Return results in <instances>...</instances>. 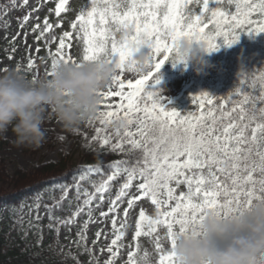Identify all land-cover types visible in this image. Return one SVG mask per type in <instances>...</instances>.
Returning a JSON list of instances; mask_svg holds the SVG:
<instances>
[{
  "label": "snow or ice",
  "instance_id": "snow-or-ice-1",
  "mask_svg": "<svg viewBox=\"0 0 264 264\" xmlns=\"http://www.w3.org/2000/svg\"><path fill=\"white\" fill-rule=\"evenodd\" d=\"M233 11L223 9V0H90L89 5L71 23L70 31H64L58 40L52 57V74L59 62L78 60L70 54L73 40L83 41L81 60L92 61L101 54H109L110 63L119 72L113 84L103 96L102 112L95 119L102 127L95 129L92 137L101 148L112 154L135 155L131 160H118L107 165V171L99 166H84L73 175L71 182H57L47 186L49 204H44L49 219V228L59 234L61 227L71 230L81 214L88 219L82 222L77 232V247L89 256L88 264H100L94 246L101 238L102 230L96 232L93 248L88 247L86 231L92 220L94 207H99L111 190L113 181L121 179L114 197H107L109 208L101 211V217L112 215L113 238L106 248L109 258L104 264H114L124 237L125 223L118 225L119 204L127 197L129 209L145 198L154 206L155 215H148L141 208L135 224L134 239L142 236L155 237L157 264H178L175 254L177 234L196 227L208 210L227 216L242 207L247 208L256 200L264 199V71L243 74L239 86L226 96H213L207 92L193 96L195 108L186 113L168 107L159 92L148 91L150 82L160 83L157 74L169 62L175 51L176 41L183 38L203 43L210 54L218 51L220 41L229 47L238 43L241 33L259 35L264 33V0H228ZM69 0H58L54 11L59 18L67 11ZM215 3V7L212 4ZM29 0H21L27 6ZM197 5L199 12H192L190 5ZM16 8V0H9L0 14L8 15V8ZM39 11V7L31 12ZM31 12L19 19L23 30L32 18ZM39 21V17H36ZM6 27L9 21L2 22ZM32 26L36 40L44 39L58 23H50L48 16ZM127 32L123 39L117 33ZM27 32H24L25 43ZM20 36L17 32L12 43ZM53 42L56 38L53 37ZM147 46L152 71L138 74L133 57ZM12 51H15L13 47ZM40 51L39 48L36 49ZM11 59V56L8 57ZM175 66V64H173ZM36 66L35 58L29 57L27 68ZM7 69H5L6 71ZM17 71H20L19 65ZM135 77H131V74ZM130 78L125 79V75ZM35 79L36 76H33ZM112 98H118L112 102ZM122 120L123 126L115 127ZM93 121H89L92 124ZM109 126H114L108 133ZM114 137V139H113ZM63 139V137H60ZM95 177V179H93ZM135 182V184H134ZM85 184L88 186L85 187ZM184 186L186 191H178ZM135 187L136 193L130 190ZM73 193L76 207L71 208ZM44 192H38L29 205V215L40 220V208ZM69 203L65 217L53 215V209ZM23 207V202H21ZM15 211V207L12 209ZM29 227L37 228L38 244L43 231L38 224L28 221ZM21 226L23 227L22 221ZM166 229L168 247L156 235L160 228ZM105 238L107 235L105 234ZM134 251L128 253V264H135ZM65 259L79 260L71 252Z\"/></svg>",
  "mask_w": 264,
  "mask_h": 264
},
{
  "label": "rangeland",
  "instance_id": "rangeland-1",
  "mask_svg": "<svg viewBox=\"0 0 264 264\" xmlns=\"http://www.w3.org/2000/svg\"><path fill=\"white\" fill-rule=\"evenodd\" d=\"M58 0H29L27 6H20L21 0H16L17 7L8 8V15L4 16L0 14V74L6 73L10 69H17L19 65L20 71L29 77L36 76L40 78L47 75V72L50 71L52 57L49 55V49L52 52H55L58 46V40L61 37L64 31L71 30V23L76 20V17L81 11H83L90 3V0H69L67 11L63 12L59 18L55 16L54 11L50 12V9L55 8V4ZM5 5H9V0H0V10L3 9ZM39 7V11L31 12L33 8ZM222 7L226 11H233V4H230L228 0H223ZM189 9L192 12H199L200 9L197 5L193 4L189 6ZM31 12L32 18L29 20L28 24L23 30L19 28V19L24 15ZM45 16H48L50 23L53 25L60 24V27H54L51 33L46 34L44 39L40 41L36 40L37 33L31 31L32 26L39 22L43 27V20ZM39 17V21L36 19ZM9 21V25L6 27L2 22ZM17 32H20V36L15 40L14 44L12 43V37L16 35ZM24 32H27V41L24 40ZM121 36L120 33H117V38ZM53 37L56 38V41L53 42ZM73 47L66 51H70V54L74 58H81L83 55V41L80 39L73 40ZM15 48L13 52L12 49ZM39 48L40 51L37 52L36 49ZM145 53L150 52V49L145 46L143 49ZM11 56V59L8 57ZM29 57L35 58L36 66L33 69L27 68V63ZM210 64L212 65L202 75L201 82L199 84L200 94L207 92L213 96H222L225 93L226 88L224 86L223 80L220 77V71L223 69L222 55L220 52H216ZM5 69H7L5 71ZM192 69L183 68L178 71H169L166 69V73L159 72V75L163 77L162 81L159 84L155 82H150L148 85V91L159 92L161 96L165 98V103L168 104V107L175 108L180 112H188L195 108L193 104L192 97L196 94L191 93L193 86H191ZM131 77H135V74H131ZM130 78L129 75H125V79ZM162 90V91H161ZM198 94V93H197ZM118 98H112V102H116ZM44 128L46 129V138L44 142L39 147L31 146H18L15 143V136L9 130L5 135H0V163L6 167V171L13 174V171L16 168H19L24 171H31L35 165L40 162H49V163H59L63 160L64 165L67 166L63 173L69 172L70 169L74 167L75 170H79L84 166L92 165V163L85 160L88 151L93 146H99V144L92 139L96 135L95 129L102 127L98 121L93 120L92 124L89 122L81 125L75 131H68L63 128L61 123L55 117L54 114L49 115L44 123ZM114 126H109L108 133L111 134ZM63 137V139H60ZM114 139V137H113ZM119 160H129V156L124 153H117ZM118 161V160H117ZM114 162V160L110 163ZM69 165V166H68ZM60 174V175H61ZM68 174L66 176H46L48 178L47 184L51 185L57 182H71L73 177ZM56 178V179H55ZM3 185H0V195L3 193H10L13 190V185L9 181H5ZM122 182L121 179L113 181L111 184V190L106 194L105 201L100 204L99 207H94L92 214V220L87 226L86 237L87 245L90 248H93V241L96 240V232L102 230L101 238L94 246L95 256L98 257L100 264H104V261L109 258L107 251L101 253L99 250L101 248H106L111 239L113 238V232L111 225L112 215L108 217H101V211H107L109 208V201L107 197H114L118 190V185ZM38 184V183H36ZM40 184V183H39ZM135 184V182H134ZM44 186V185H43ZM39 186L34 191L33 194H28L19 203V212L16 215V222L12 225L10 230L7 233V238L9 240V245L12 242L17 241L19 238L25 241L28 247L33 246L34 241L38 240L37 228L29 227L28 221L31 219L32 224H38L42 228L43 235L42 241L40 243L46 242L48 238L52 235L53 237V247L59 252H71L74 254L81 263L84 261L81 258L82 250L76 249V244L73 241L77 240V232L82 226V222L88 219L86 214H81L75 224L71 226L69 231L65 227H61L59 234L57 235L49 228V219L47 215V210L44 208V204H49L48 196L49 192L47 187ZM88 185L85 184V187ZM44 192L42 205L40 208V220L37 222L34 219V213L29 215V205L33 203V197L38 192ZM136 188L133 187L130 192L132 194L136 193ZM178 191H186L184 186H181ZM73 193L69 194V199L72 200L71 208L76 207V201L73 199ZM127 197L123 202L119 204V213H118V225L120 223L126 222V227L122 229L125 233L124 237L121 239L119 245H121L119 250L118 257L114 260V264H128V253L129 251H134L136 244L139 243V248H147L153 251L156 254L154 243V236H142L137 241L134 239L135 233V224L139 219V210L143 208L148 215H155L154 206L151 202L145 198L138 201L132 209H129L128 216L125 218L123 216L124 209L127 207ZM21 202H23V207H21ZM10 211L9 205L5 203H0V230L5 228L7 219L6 213ZM69 214V203L68 201L64 202V205L61 208L53 209V215L57 217H65ZM21 221L23 227L21 226ZM166 229L160 228L159 232L156 235L162 237L161 243L168 247V242L166 239H163L165 236ZM105 234L107 238H105Z\"/></svg>",
  "mask_w": 264,
  "mask_h": 264
},
{
  "label": "clouds",
  "instance_id": "clouds-1",
  "mask_svg": "<svg viewBox=\"0 0 264 264\" xmlns=\"http://www.w3.org/2000/svg\"><path fill=\"white\" fill-rule=\"evenodd\" d=\"M128 33L121 34V38ZM141 49L133 57L134 72L152 71L148 53ZM206 46L183 38L176 41L170 58L173 64H191L197 74L212 65ZM109 54L92 61L59 62L51 75L33 78L16 69L0 74V135L11 130L18 146L39 147L46 138L44 123L54 114L64 129L75 131L95 120L102 112V92L119 74ZM157 79L163 77L157 74ZM162 91V90H161ZM119 120L115 127L123 126ZM175 254L178 264H264V199L227 216L208 210L200 223L177 234ZM135 264H157V256L139 248Z\"/></svg>",
  "mask_w": 264,
  "mask_h": 264
},
{
  "label": "trees",
  "instance_id": "trees-1",
  "mask_svg": "<svg viewBox=\"0 0 264 264\" xmlns=\"http://www.w3.org/2000/svg\"><path fill=\"white\" fill-rule=\"evenodd\" d=\"M212 7H215V3L212 4ZM219 43V50L206 54V59L210 62L216 52L221 53L223 69L220 71L219 75L226 88L222 96H226L239 86L240 80L244 78L242 73L250 74L252 72L264 71V33L259 35L241 33L239 42L233 44L231 47L225 45L223 41ZM188 67L192 69L190 81L193 86L191 90L193 91L191 93L199 95V84L203 74H197L191 64L187 67H185L184 64L174 66L173 63L169 61L162 67L161 73H166V69L169 71H178L183 68L188 69ZM135 155H138V153L128 155V159H134ZM118 158L119 156L117 153L112 154L106 148L93 146L88 151L85 160L92 163V166H99L107 171V165L110 163V159L111 161H117L119 160ZM63 165V160L59 163L40 162L35 165L31 171H24L16 168L13 174L10 175V173L6 171V167L0 163V185L6 183L5 181H9L12 183L14 190L10 193H3L0 195V203H5L9 205L10 208V211L6 213L7 222L5 228L0 230V264H76L72 259H65L64 254L68 252H59L53 247L52 235L46 242H39L38 244V240L34 241L31 247H28L21 238L9 245V240L7 238L8 231L16 222V215L19 212V203L24 196L33 194L32 191L39 186H49V184H47L48 176L55 174V176L58 175L63 177L67 174L72 176L71 173L74 175L78 172L75 170L76 167L73 166L69 172L67 171L61 174L63 170L67 168L66 165V168L62 167ZM93 179H95V177H93ZM13 207H15V211L12 210ZM76 249L82 250V248L77 246ZM81 258L84 263H81L78 259L79 264H88L89 256L85 254L83 250Z\"/></svg>",
  "mask_w": 264,
  "mask_h": 264
}]
</instances>
